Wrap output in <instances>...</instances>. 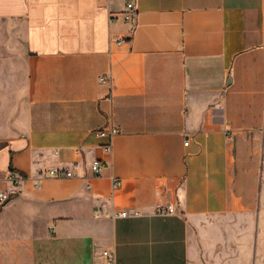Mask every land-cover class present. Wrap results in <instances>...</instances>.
I'll return each instance as SVG.
<instances>
[{
	"label": "crops",
	"instance_id": "1",
	"mask_svg": "<svg viewBox=\"0 0 264 264\" xmlns=\"http://www.w3.org/2000/svg\"><path fill=\"white\" fill-rule=\"evenodd\" d=\"M0 184V264H259L264 0H0Z\"/></svg>",
	"mask_w": 264,
	"mask_h": 264
},
{
	"label": "built area",
	"instance_id": "2",
	"mask_svg": "<svg viewBox=\"0 0 264 264\" xmlns=\"http://www.w3.org/2000/svg\"><path fill=\"white\" fill-rule=\"evenodd\" d=\"M134 4L131 2L128 4V7L132 9ZM122 18L125 21H130L132 18L131 12H126L123 14ZM113 21L117 20L116 16L112 17ZM119 42H122L119 40ZM106 78L103 76L102 80H105ZM97 134L101 137H104L107 139V142L103 145L104 149L108 152H112L114 148V140L116 135L119 133V129L113 126L101 128L96 131ZM186 144H188V141H186ZM108 163L101 159H96L92 162L91 169L93 171L94 176H100L103 172V170L107 167ZM48 176L53 178H69L76 176L74 172L71 169H65V168H52L48 170L46 173L42 174V176ZM7 182L11 184V186L17 188L21 182L22 177L15 175V174H9L6 178ZM116 184H119V182H116ZM8 190L7 188H4L0 184V209L13 197L15 190ZM176 212V208L172 204L168 205H159L156 209V213L158 215H171ZM121 216L128 215L127 211H122L119 213ZM104 257L106 259L107 264H117V258H116V252L114 249H107L103 252Z\"/></svg>",
	"mask_w": 264,
	"mask_h": 264
},
{
	"label": "rangeland",
	"instance_id": "3",
	"mask_svg": "<svg viewBox=\"0 0 264 264\" xmlns=\"http://www.w3.org/2000/svg\"><path fill=\"white\" fill-rule=\"evenodd\" d=\"M263 188V204L261 206L262 209V230H261V245H260V249H259V256L257 259V262L259 264H264V186H262Z\"/></svg>",
	"mask_w": 264,
	"mask_h": 264
}]
</instances>
